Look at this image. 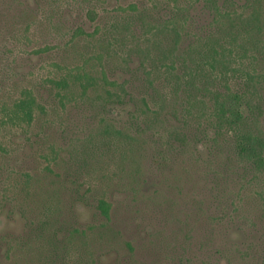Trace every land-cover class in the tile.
Here are the masks:
<instances>
[{
  "label": "rangeland",
  "instance_id": "1",
  "mask_svg": "<svg viewBox=\"0 0 264 264\" xmlns=\"http://www.w3.org/2000/svg\"><path fill=\"white\" fill-rule=\"evenodd\" d=\"M0 264H264V0H0Z\"/></svg>",
  "mask_w": 264,
  "mask_h": 264
},
{
  "label": "trees",
  "instance_id": "2",
  "mask_svg": "<svg viewBox=\"0 0 264 264\" xmlns=\"http://www.w3.org/2000/svg\"><path fill=\"white\" fill-rule=\"evenodd\" d=\"M34 99L30 97H24L20 98L18 101L14 103L13 113L14 115L22 120L25 123H30L33 118V105H34ZM220 116H218L219 119V126L223 124H238L241 120V114L237 108L230 107L228 110L229 117H224V110L221 109ZM223 115V116H222ZM245 149V148H244ZM247 152H254V148L252 146H249V148L245 149ZM100 208L103 212V214L108 217V206L107 203L104 201H101Z\"/></svg>",
  "mask_w": 264,
  "mask_h": 264
}]
</instances>
